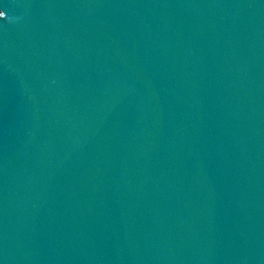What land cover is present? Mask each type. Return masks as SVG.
<instances>
[{
  "label": "water",
  "instance_id": "95a60500",
  "mask_svg": "<svg viewBox=\"0 0 264 264\" xmlns=\"http://www.w3.org/2000/svg\"><path fill=\"white\" fill-rule=\"evenodd\" d=\"M0 10V264H264V0Z\"/></svg>",
  "mask_w": 264,
  "mask_h": 264
},
{
  "label": "snow or ice",
  "instance_id": "6c2138e0",
  "mask_svg": "<svg viewBox=\"0 0 264 264\" xmlns=\"http://www.w3.org/2000/svg\"><path fill=\"white\" fill-rule=\"evenodd\" d=\"M5 16V12L3 10H0V17H4Z\"/></svg>",
  "mask_w": 264,
  "mask_h": 264
}]
</instances>
